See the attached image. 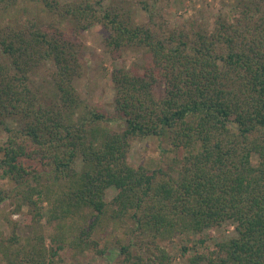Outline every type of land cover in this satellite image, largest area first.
<instances>
[{"label": "trees", "instance_id": "16d2710c", "mask_svg": "<svg viewBox=\"0 0 264 264\" xmlns=\"http://www.w3.org/2000/svg\"><path fill=\"white\" fill-rule=\"evenodd\" d=\"M12 1L0 0V11ZM40 1L59 17L64 4L74 25L64 32L33 20L25 30L0 29V178L13 183L0 189V203L15 198L14 211L26 205L28 222L38 224L45 202L46 223L59 230L49 234V249L42 231L26 244L14 233L2 240L0 260L52 264L59 249L81 253L90 245L104 254L107 244L99 241L121 230L114 264H168L158 240L231 220L234 235L216 255L192 254L189 263L264 264V0H232L211 31L194 24L157 29L151 0L140 1L143 25L105 0ZM94 23L104 27L103 48L113 59L131 46L144 52L141 70L110 69L111 115L89 108L72 83L80 74L77 35ZM47 60L55 65L48 103L27 82ZM110 120L121 126L111 128ZM153 135L182 155L164 166H131V140ZM109 187L116 193L107 201ZM81 209L91 212L88 224L60 239Z\"/></svg>", "mask_w": 264, "mask_h": 264}, {"label": "rangeland", "instance_id": "374dc122", "mask_svg": "<svg viewBox=\"0 0 264 264\" xmlns=\"http://www.w3.org/2000/svg\"><path fill=\"white\" fill-rule=\"evenodd\" d=\"M74 1L60 0V3H72ZM105 1L106 4L113 7L124 8L133 24L143 25L148 23L147 13L142 10L140 5L141 0ZM151 2L158 11L155 18L157 29L159 26L166 28L180 24H194L196 28L202 27L207 31H211L217 13H226L232 0H151ZM63 5H59L56 10V12L59 10L63 12V16L59 17L58 14L53 15L51 11L44 10L40 0H13L7 8L1 7L3 9L0 11V29L5 30L16 24V26L20 25L24 29L29 25L28 22L39 20L42 24L59 25L62 31L69 32L72 30L74 21L70 14L63 11ZM57 16L62 19L59 24L57 23ZM230 19L234 20V14ZM104 35L105 29L98 23L88 26L77 35L80 41V74L73 78L72 83L79 97L89 108L111 115L114 112V91L110 69L113 66L121 65L141 70L145 60L143 50L134 46L123 49L120 55L113 59L103 48ZM54 69L53 61L47 60L41 61L37 67L28 72V85L39 94L44 102H50L54 98L50 84V73ZM106 124L113 129H118L121 126V122L117 120H110ZM12 125L15 126V122ZM5 138L6 133L0 128V145ZM182 153V149H176L166 139L153 135L132 139L127 153V161L134 167L138 165L146 167L164 166L174 156H181ZM81 162L80 158L76 160V169L81 167ZM11 187H13L11 180L0 178V189ZM115 193V188L109 187L106 191V200L110 201ZM16 203L13 197L0 203V245L2 240L6 242L8 237L14 233L21 243L26 244L29 236L39 234L42 231L45 234V247L47 249L51 246L55 247L48 236L56 233L59 229H55L56 226L46 223V203L42 204V217L38 224L28 222V208L26 205H22L20 210L15 212L14 206ZM88 210L81 209L78 216L64 223L60 232V239L64 237L65 240L72 238L73 231L88 224L91 213ZM234 225L231 220H225L219 225L209 226L201 231H184L168 240H158V244L164 247L170 255L168 264H190L188 257L192 254L201 253L206 257H214L216 255L215 251L219 249V243L234 235ZM117 236L121 237L124 234L121 230H114L111 235H106L105 240L101 239L99 241V247H102L105 243L107 244L104 254L96 253L94 246L91 245L81 253L78 250L79 248L76 251L67 247L58 250V255L54 257L56 260L52 264H114L111 260H113L114 254L118 252L117 245L114 242ZM52 249L55 250V248ZM205 262V260L202 261L206 264ZM0 264L10 263L7 260H0Z\"/></svg>", "mask_w": 264, "mask_h": 264}]
</instances>
